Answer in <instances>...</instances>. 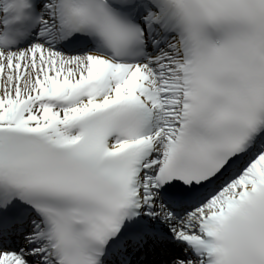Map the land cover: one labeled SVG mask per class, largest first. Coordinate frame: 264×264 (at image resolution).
<instances>
[{
    "label": "snow or ice",
    "instance_id": "obj_1",
    "mask_svg": "<svg viewBox=\"0 0 264 264\" xmlns=\"http://www.w3.org/2000/svg\"><path fill=\"white\" fill-rule=\"evenodd\" d=\"M0 264H264V0H0Z\"/></svg>",
    "mask_w": 264,
    "mask_h": 264
}]
</instances>
